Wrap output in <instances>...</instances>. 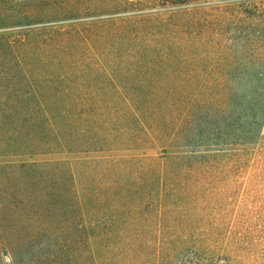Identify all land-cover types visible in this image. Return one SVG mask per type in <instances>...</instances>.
Instances as JSON below:
<instances>
[{
    "label": "rangeland",
    "instance_id": "374dc122",
    "mask_svg": "<svg viewBox=\"0 0 264 264\" xmlns=\"http://www.w3.org/2000/svg\"><path fill=\"white\" fill-rule=\"evenodd\" d=\"M115 7L116 0H0V264H89L84 221L121 222L135 212L152 215V226L158 217L172 219L170 228L188 233L174 241V264L197 252L210 264H264V0L159 7L174 17L139 34L157 39L143 49L140 42L143 62L139 54L128 58L139 39L117 35L132 22L118 20ZM123 101L211 107L191 108L188 116L196 119L176 139L178 147L145 138L135 146L131 131L95 141V132L83 135L75 123L92 119L81 112L87 104ZM220 102L229 104L223 112L214 106ZM104 115L99 110L95 120ZM256 117L262 124L248 128ZM223 118H238L240 126L228 132L227 145L195 147L209 146L210 153L224 147L226 155L221 162L213 155L207 182L191 196L155 195L135 207L91 161L105 151L187 152L195 134ZM118 127L112 119L105 133Z\"/></svg>",
    "mask_w": 264,
    "mask_h": 264
},
{
    "label": "trees",
    "instance_id": "16d2710c",
    "mask_svg": "<svg viewBox=\"0 0 264 264\" xmlns=\"http://www.w3.org/2000/svg\"><path fill=\"white\" fill-rule=\"evenodd\" d=\"M183 1L185 0H116V7L113 10L118 15L116 18L132 22V25L125 28L124 31L119 26L117 35L124 39H139L136 42L137 47L132 50L135 52L127 53L128 58L139 54L143 62L144 55L137 52L140 50V42L143 49L149 45L150 41H157V39L156 36H153L154 34L146 36L139 34L148 27H154L155 23L161 24V22L174 17L173 13L165 17L166 13L155 10L161 6L165 8ZM123 13L125 14L120 15ZM152 22L154 23L152 24ZM147 33H150V30ZM159 49L160 47H157L156 52ZM109 73H112L111 78L117 81L115 73ZM102 104L104 105L87 104L85 108H82L81 112L84 115L93 113L92 119H82L75 122L79 123L83 135L87 131H93L96 134L95 141H101L105 135L113 136V139L116 137L119 140L120 135L131 131L135 137L132 140V142L135 141V146L140 145V140L145 138L147 142L167 147H173L176 139L183 136L189 124L196 119L188 116L191 108L207 110L211 107L207 102L187 104L182 108L177 103L162 104L159 101L146 104H133V102L124 101L115 105H110L108 102ZM214 106L223 112L229 107V104L220 102L215 103ZM99 110L107 111L108 115L99 116V120L96 121L95 118L99 115ZM154 116L164 117L166 122L160 126L153 122L149 123L148 119L154 118ZM112 119L118 121L119 127L116 132L105 133L109 121ZM215 123L219 125L208 126L207 131L195 134L193 140L187 142L188 146L191 147L187 152L185 150H178L177 153L171 151L168 155L163 154L161 157H154L107 153L103 150L104 147H100L97 150L105 152L101 153L97 160L91 161L101 164L99 175L112 184L113 192L122 199L134 201L135 204H132L135 207L138 200L147 197L153 198L155 195L160 198L191 196L196 193L199 183L205 184L207 182L206 172L210 168L213 155L219 159V162L224 161L226 155L222 152L225 149L224 147L221 149L216 148L213 153L209 152V146L207 148L204 146L202 150L195 147L207 143L217 144L218 142L227 145L228 142L225 139L229 135L228 132L236 130L240 126L238 118H223L221 121L215 120ZM261 124L262 120L258 117L251 118L247 122L248 128ZM262 138L260 144L264 145V134ZM88 149H91V146H88ZM86 151L88 153L94 150ZM85 156L87 155L85 154ZM88 159L91 158L88 157ZM156 182L157 184H155ZM199 191L201 190L198 189L197 192ZM127 202L128 200L124 201L123 204L126 205ZM87 213L92 214V212L86 210ZM133 215L132 218L130 216L123 218L121 222V218L109 219V221L100 218L94 222L93 220L84 221L82 228L87 245L85 246V255H87L89 264H105L103 258L114 261L111 264H174L176 251L174 241L178 242L179 239L184 241L188 238V233L185 230L170 228L174 222L172 219L166 223L158 217L156 225L152 226V215H143L141 212L140 214L135 212ZM100 253L103 254L100 255ZM206 261V258L197 252L195 258L193 256L184 258L176 264L211 263ZM10 264H14V262L12 261ZM23 264L30 263L24 262ZM50 264L56 263L51 262Z\"/></svg>",
    "mask_w": 264,
    "mask_h": 264
}]
</instances>
